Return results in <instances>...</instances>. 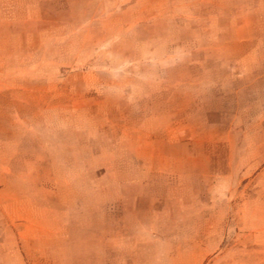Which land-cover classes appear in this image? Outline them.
Returning <instances> with one entry per match:
<instances>
[{"label": "rangeland", "instance_id": "1", "mask_svg": "<svg viewBox=\"0 0 264 264\" xmlns=\"http://www.w3.org/2000/svg\"><path fill=\"white\" fill-rule=\"evenodd\" d=\"M0 264H264V0H0Z\"/></svg>", "mask_w": 264, "mask_h": 264}]
</instances>
